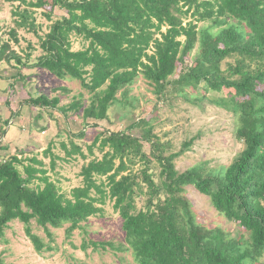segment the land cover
Listing matches in <instances>:
<instances>
[{
	"label": "trees",
	"instance_id": "16d2710c",
	"mask_svg": "<svg viewBox=\"0 0 264 264\" xmlns=\"http://www.w3.org/2000/svg\"><path fill=\"white\" fill-rule=\"evenodd\" d=\"M5 1L17 4L12 13L16 28L35 34L34 10L48 9L44 13L48 20L57 10L64 14L41 39L43 54L33 65L27 64L29 54L19 56L8 41H0V62L78 81L92 98L88 106L75 100L59 108L58 97L40 95L24 100L23 106L62 114L82 109L86 121L100 122L118 102L117 94L126 95L139 76L160 97L172 90L194 104L200 98L190 100L192 95L185 90L203 85L204 91L231 92L211 103L236 119L235 137L244 149L227 167L213 169L200 163L178 172L174 161L194 139L165 156L150 123L139 120L122 132L99 133L87 146V155L78 145L71 143L70 149L62 145L66 158H92L81 168L82 186L69 196L60 192L41 161L10 156L0 161V244L5 229L18 221L36 253L53 250L33 233L32 221L50 242L49 228L68 224L69 239L112 201L126 244L117 249L130 251L136 264H257L264 256V0ZM198 22L206 25L197 27ZM10 35L18 43L16 32ZM71 35L87 46L73 51ZM135 128L142 130L141 138L128 133ZM74 136L86 137L84 131ZM95 148L100 159L94 157ZM44 154H51L50 146ZM153 161L160 169L157 180L151 173ZM137 163L141 169L131 172ZM50 165L55 166L53 157ZM187 186L207 196L212 207L244 233L226 239L222 229L198 224L183 194ZM141 197L144 204L138 208ZM93 246L115 248L109 242Z\"/></svg>",
	"mask_w": 264,
	"mask_h": 264
},
{
	"label": "rangeland",
	"instance_id": "374dc122",
	"mask_svg": "<svg viewBox=\"0 0 264 264\" xmlns=\"http://www.w3.org/2000/svg\"><path fill=\"white\" fill-rule=\"evenodd\" d=\"M16 5L0 0V41H8L11 48L23 58L29 54L27 64L33 65L43 54L40 49L41 39L64 12L57 10L48 20L44 16L48 9L34 10L35 34L16 28V18L12 15ZM203 25L206 23H197V27ZM12 30L16 32L18 43L11 38ZM70 41L73 51L82 50L87 46L75 35H71ZM193 54L194 52L192 56ZM189 59L187 61H190ZM18 73L21 76L16 78ZM177 77L178 73L173 78ZM203 88L204 86L200 85L195 91L185 90L192 95L190 100L196 102V99L200 98L194 104L172 90L165 98L160 97L154 87L139 76L127 87L126 95L121 92L117 94L118 102L108 109L106 120L86 121L82 109L62 114L58 110L34 109L22 105L28 98L44 95L48 98L58 97L59 108L68 107L75 100H81L84 106H88L92 99L91 94L83 89L78 81L60 80L45 70L21 68L15 62H0V144L9 145V148L0 147V161L13 155L22 159L35 157L43 163V169L59 187L60 192L69 196L72 189L82 186L81 168L92 158H66L62 145L70 149L73 143L80 146L87 155V146L99 133L122 132L133 122L146 120L152 126L153 134L164 145L165 156L180 151L182 144L194 139L189 149L174 161L178 172H184L200 163H206L207 168L213 169L227 167L242 152L244 145L235 137L236 119L228 111L211 103V100L227 97L231 92L223 90L221 93H215L204 91ZM63 89H67V92ZM81 131L85 132V138L74 136ZM128 133L141 138L142 130L135 128ZM49 146L51 154L45 155L44 151ZM17 148L19 150H16ZM144 151L149 153L147 145H144ZM93 153L94 157L101 158L97 148L93 149ZM52 157L55 163L53 169L50 165ZM140 169L141 165L137 163L129 170L137 173ZM19 170L22 171L21 168ZM159 170L158 164L153 161L151 173L155 180ZM183 194L188 199L191 214L198 224L208 229H222L226 239L244 233L237 224L227 221L217 212L209 198L201 195L194 187H185ZM136 203L138 208L142 207L143 198L137 199ZM112 206L113 202L107 201L102 206V212L82 223L69 239L65 234L68 224L60 229L49 228L53 238L50 242L44 230L32 221L33 233L53 249L44 250L40 254L35 252L26 237L24 226L18 221L11 222L5 229L4 240L0 244V258L4 264H136L130 251H118L126 244L122 220ZM103 242L112 243L116 249L109 246L105 249L93 246V243ZM257 264H264V256Z\"/></svg>",
	"mask_w": 264,
	"mask_h": 264
}]
</instances>
